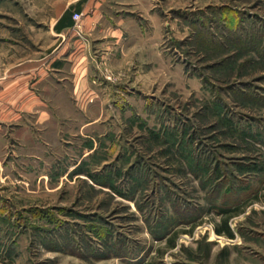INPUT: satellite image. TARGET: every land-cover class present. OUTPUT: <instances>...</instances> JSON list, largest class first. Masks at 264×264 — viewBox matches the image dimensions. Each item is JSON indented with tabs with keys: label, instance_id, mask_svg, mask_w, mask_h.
Segmentation results:
<instances>
[{
	"label": "rangeland",
	"instance_id": "1",
	"mask_svg": "<svg viewBox=\"0 0 264 264\" xmlns=\"http://www.w3.org/2000/svg\"><path fill=\"white\" fill-rule=\"evenodd\" d=\"M54 1L0 0V264H264V0H149L92 94Z\"/></svg>",
	"mask_w": 264,
	"mask_h": 264
},
{
	"label": "crops",
	"instance_id": "2",
	"mask_svg": "<svg viewBox=\"0 0 264 264\" xmlns=\"http://www.w3.org/2000/svg\"><path fill=\"white\" fill-rule=\"evenodd\" d=\"M148 1L55 0L50 10L51 30L61 41L50 59L51 69L64 71L67 67L70 75L63 78L79 81L75 93L96 92L91 81L101 79L103 70L106 74L117 66H124V53L129 54L125 51V35L128 36L127 45L134 56L137 49L134 40L139 29L133 20L134 14L136 11H149ZM73 11L82 15L77 28L72 19ZM60 19L61 25L55 29ZM119 57H122L121 60Z\"/></svg>",
	"mask_w": 264,
	"mask_h": 264
},
{
	"label": "trees",
	"instance_id": "3",
	"mask_svg": "<svg viewBox=\"0 0 264 264\" xmlns=\"http://www.w3.org/2000/svg\"><path fill=\"white\" fill-rule=\"evenodd\" d=\"M74 12H77V11H73L72 12V15H73V13ZM64 15H66V13L64 14ZM63 15V16H64ZM62 19V18H61ZM61 19L55 24V29H59V27H60V21H61ZM221 212H226V210H222ZM215 232L218 234V235H226V236H228V237H232V233H231V230H230V227L228 226V224H227V219H225L224 221H223V225H222V227H220V228H216L215 229Z\"/></svg>",
	"mask_w": 264,
	"mask_h": 264
},
{
	"label": "built area",
	"instance_id": "4",
	"mask_svg": "<svg viewBox=\"0 0 264 264\" xmlns=\"http://www.w3.org/2000/svg\"><path fill=\"white\" fill-rule=\"evenodd\" d=\"M80 18H81V13H79V12L73 13L72 19H73L75 25L79 22Z\"/></svg>",
	"mask_w": 264,
	"mask_h": 264
}]
</instances>
